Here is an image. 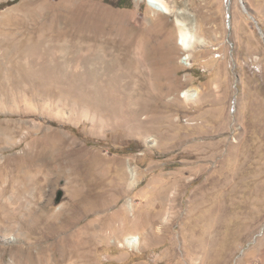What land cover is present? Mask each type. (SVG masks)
Masks as SVG:
<instances>
[{"label":"rangeland","instance_id":"rangeland-1","mask_svg":"<svg viewBox=\"0 0 264 264\" xmlns=\"http://www.w3.org/2000/svg\"><path fill=\"white\" fill-rule=\"evenodd\" d=\"M148 1L0 0V264H264V0H163L188 49ZM109 19L151 57L114 85L121 51L91 47L123 125L71 84Z\"/></svg>","mask_w":264,"mask_h":264},{"label":"bare ground","instance_id":"bare-ground-1","mask_svg":"<svg viewBox=\"0 0 264 264\" xmlns=\"http://www.w3.org/2000/svg\"><path fill=\"white\" fill-rule=\"evenodd\" d=\"M138 1L141 2L143 0H138ZM149 1L151 3V7L155 11H158L159 13L167 17L168 16L176 17L175 23L180 28V30H182L180 36L182 43L184 44L185 49H188L190 43L192 42V36L189 35L187 31V27H185V25L178 20L177 17L179 12L172 9L163 0H149ZM242 7L244 8L243 3H242ZM115 25H118L115 19H109L107 21V26L104 25L100 26L97 24L91 28L90 31L91 37L87 36L88 38L84 40L86 54L82 55L79 58V62L85 68L84 69L85 72L78 77L72 76L71 79L73 81L76 80L77 82L71 84L73 88L74 87L79 88L83 92L82 101L86 104L91 105L94 109H96L95 115L98 116L100 120H102L101 117H107V119L110 120L112 124L123 125L125 124L126 119H129V121L135 120L137 115V110L131 106V97H128L127 100H124V98H121L117 94V91H115L114 88L109 89L110 87H108V89L105 90L99 85L100 83L98 84L97 74L90 67L95 64H99V59L97 58L93 59L89 57L92 49L91 47L96 46L99 49L112 48L116 51H121L120 58L118 59L116 58L117 59L116 64L119 68H122L123 74L122 76H119L116 73L117 75L114 74L113 78L111 77L112 79L110 83L114 85H116V83L118 82L117 80L122 79V77L125 76L130 82H133L135 77H137L138 80L140 81H144L146 77L145 75L146 68L147 67L149 68L151 65V57L146 51H142V49L144 48V41H147L146 33H144L142 29L125 23L122 24L121 26H115ZM102 35H108V38L105 40L103 39L104 41H102L101 40ZM116 35L120 36V38L113 37ZM39 45L40 43L33 46V53L36 56V59L34 58L32 60L33 64H36V62L40 63V61L39 62L37 61V55H38L37 52ZM137 53H139L140 55H137ZM38 58L39 59L41 58L40 60L42 61V56L40 54L38 55ZM109 68L110 69L112 68L110 67V64L108 66V69ZM183 96L188 99H191L194 96V94L185 92ZM126 242L129 243L130 245H134L138 242V237L136 236L129 237Z\"/></svg>","mask_w":264,"mask_h":264},{"label":"water","instance_id":"water-1","mask_svg":"<svg viewBox=\"0 0 264 264\" xmlns=\"http://www.w3.org/2000/svg\"><path fill=\"white\" fill-rule=\"evenodd\" d=\"M250 18H252V17H250ZM254 21V20H253ZM255 22V21H254ZM257 29H258V32H259V34L261 35V36H263L262 35V33H261V30L257 27Z\"/></svg>","mask_w":264,"mask_h":264}]
</instances>
